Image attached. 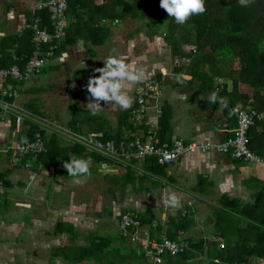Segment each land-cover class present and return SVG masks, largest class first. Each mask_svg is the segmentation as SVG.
<instances>
[{
  "label": "crops",
  "instance_id": "1",
  "mask_svg": "<svg viewBox=\"0 0 264 264\" xmlns=\"http://www.w3.org/2000/svg\"><path fill=\"white\" fill-rule=\"evenodd\" d=\"M39 1L41 0H0V51L3 38L11 35L16 41V47L11 49L13 58L21 54L26 55L23 50H20L19 54L17 41L22 38L21 49L25 47V51L28 52L31 45L28 46L25 39L30 33L27 23L31 21L33 6ZM89 10L87 7L81 10L80 8L71 10V19L68 13L66 39L58 48L57 54L52 57L59 69L57 72H53V76L48 82L43 78H37L39 103H42L39 107L45 114L42 116V120H48L46 123L42 122L46 130L65 135L67 139L64 143L67 145L75 144L71 139L77 138L78 134L98 133L102 136H113L112 139L115 140L128 136L129 126L124 127L120 134V125L127 117V113L129 119L130 110L136 101V87L141 82L131 89L130 94L134 102L129 109L111 108L110 104H105L102 101L101 105L105 110L97 115H92L91 110L87 107L86 113L80 112L82 118L80 117L76 121L87 120V117L88 121L84 122L81 127L77 126L76 131L72 124V119H75L73 116L64 124L58 123L57 118L59 116L62 118L63 115L60 114L61 112H55L66 106L65 101L62 100H66V97L63 95L68 94L67 100H74L73 93L77 91H80L79 101L80 105H83L81 108L87 106L89 94L86 85L89 77L99 75L94 72V69L102 67L103 60L109 55H116L125 56L130 61H137L151 73L149 78L163 74L162 95L158 101L150 103L149 113L145 119L146 125L155 121L158 104L162 105L163 114L167 108L165 114L168 125L165 126L167 130L163 131V135H161L163 114L158 120L161 141L172 143L175 138H183L187 141L218 142L225 140L233 133L236 128V120L229 121L221 108L212 107L209 97L213 92L202 90L201 80L190 82L191 75L177 74L173 55L169 57L168 63L163 62L160 65H155L153 57L156 52L159 55L156 50L161 47L163 49L161 53L164 51L167 53L168 48L171 47L168 39L163 37L165 31L162 35L154 32L151 27L150 31H146L148 25L144 22L142 24L140 21L141 25L130 28L127 20H134V18L129 16L115 20L104 17L103 20L107 18L108 24H102L99 20L97 23L92 20ZM91 21L94 22L91 23ZM141 34L151 38L142 42V40H138L140 38L138 36ZM154 34L161 36L160 41L154 42L152 38H155ZM134 39H137L138 43ZM104 47H107L109 51L101 56L100 52L104 51ZM154 47L155 51L153 52ZM149 49L151 52H146ZM46 67L38 72L37 76L45 73ZM76 73L81 76L79 77ZM35 77L23 84L22 93L18 99V103L28 112L30 111L26 96L29 95L24 92L30 86L35 87ZM181 95H186L188 100L181 99ZM56 97V103L51 107L47 101ZM51 111L55 120L50 119V122L55 123L56 126H52L49 119H46ZM71 124L73 127H70ZM86 126H88L87 133L79 131V128ZM60 127H65V130L61 131ZM15 128L12 127L11 120H0V177L5 181L7 187L5 198L0 202V264H154L150 258L145 261L138 253L136 246L120 235L118 211L123 205L121 198L125 194H127V203L124 204L132 205L146 217L151 219L165 217L166 221L161 223L163 228L169 225L172 219L177 221L175 216L181 218L193 215L195 222L181 230H186L187 234L191 230L190 236L197 233L211 238L214 232H209V229L214 230L215 228L212 225H205L206 216L212 213L214 218L215 212H210L209 208L217 210L222 207L225 211L238 216V211L234 212L232 209L224 207L223 204L236 200L240 204H247L252 200L256 186L264 183V174H258L256 170L249 169L248 163L229 154L213 150L185 154L173 164L160 165L163 169L155 166L153 171L147 169V165L153 163L152 159H148L144 164L139 163L135 167L110 164L105 170L107 172L105 174H117L120 180L107 179L110 181L108 190L111 191L115 185L117 188L113 187L116 188L115 194L107 193L108 196H111L108 203L111 214L103 216L98 212L100 209L94 210V204L88 203L90 194L85 193L79 198L76 190L79 184L75 183L74 178L68 175L60 178V175H57L52 167L44 163H36L37 157H30L15 164L11 159L10 149L17 142L12 136V131ZM87 151L91 152L88 149ZM73 154L69 153L72 158H74ZM104 159L108 161L106 158ZM104 159L101 162H105ZM88 160L91 161V167L97 164L92 158ZM101 162L98 163L97 170H99ZM62 164L64 163L62 162ZM127 168L147 178L136 179L133 182L125 179L124 172H127ZM55 176H58V179L53 182L52 178ZM80 178L83 179L81 184L89 181L86 177ZM51 186L54 189L49 194ZM54 192H57L56 196ZM171 192H175L181 197V207L178 209H172L164 204V200ZM91 195L93 199L95 194ZM132 201L136 203H130ZM13 205L17 207L13 209ZM201 205H206L204 211H201L202 215L199 212ZM60 223L63 224L59 225ZM112 223L117 226L119 231L115 234L106 233L105 229L111 227ZM101 228L103 231L100 232ZM163 232H165L164 229ZM90 238L92 241L96 239L100 242V245L93 246V250L90 243L86 242V239ZM85 247H88L90 255L78 260L81 249ZM168 259L169 257L166 256L165 260Z\"/></svg>",
  "mask_w": 264,
  "mask_h": 264
},
{
  "label": "trees",
  "instance_id": "2",
  "mask_svg": "<svg viewBox=\"0 0 264 264\" xmlns=\"http://www.w3.org/2000/svg\"><path fill=\"white\" fill-rule=\"evenodd\" d=\"M68 1V13L71 10L78 8L81 10L87 7L90 9L89 13L92 19L98 15L96 20L104 19V17L115 20L120 16H129L134 19L147 20L148 22L145 23L148 26L166 23L167 31L164 32V36L172 47L177 74L191 75L190 82L202 81V90L217 92L219 97L227 98L229 106L222 109V111L229 121L236 120L234 107L237 105H249L257 109L259 116L249 131L251 137L250 147L256 153L264 156V0H253L247 7H242L238 0H205L206 11L203 14L193 15L184 25L177 24L174 18L169 17L166 11L159 6V0ZM118 7L121 9L120 13L115 9ZM43 18V27L49 25L48 12L43 13ZM97 23L99 22L97 21ZM29 32V36H23L27 40L28 46L31 45L28 52L25 51V47L21 49L22 38L17 41L19 54L21 53L20 50L26 53V55L21 54L25 60L34 52L33 32L31 29H29ZM14 39L11 35L3 38L0 66H9L15 62L23 66L24 61L13 58L11 49L16 47ZM57 51L55 54H57ZM30 88L32 86L28 87V90L24 93H28ZM27 106L31 112H29L30 114L43 116L38 104L30 103ZM212 107L215 109L221 108L218 103L212 104ZM164 108H166L165 105ZM166 110L167 108L164 110V118L161 123V135H163V131L167 130L165 126L168 125ZM24 117L25 120L19 133V140L35 139L36 133L41 132L45 139L46 149L38 155L36 163H44L52 167L55 169L56 174L62 172L60 167L63 165L62 162L72 159V155H69L70 152L74 153V158H92L97 164L104 159V156L100 153L88 152L87 148L81 143L61 144V142H58L57 133L48 135V130L42 128L40 122L30 120L27 115ZM86 119L78 121L73 119L72 124L74 127H81L84 122L88 121V117ZM7 120H11L13 128L16 127L14 115H8ZM77 123L79 124L77 125ZM129 125L130 121L127 113V117L123 119L120 125V134H122V129ZM112 137L102 136L105 140L112 139ZM152 162L147 163V169L153 171L155 166L162 167L154 158H152ZM91 170L92 168H90ZM96 171V169L93 170V172ZM223 205L234 212L238 211L239 215L227 212L222 207L217 209L218 212L214 209V218L212 217L210 225L215 228L213 235H217L216 237L226 241V249L223 250L222 254L214 256L210 260L211 262L204 264H235L242 262L264 264V183L256 186L253 198L247 204H240L236 200ZM123 214L137 216L144 223H149L150 220L155 219L141 215L132 205H128L121 211L120 218ZM193 217V215L181 218L175 216L174 218L177 221L172 219V222L170 224L167 222L169 225L164 228L161 225L163 220L158 217L156 218L159 221L158 227L153 228V231L156 232L157 230L158 236L165 233L168 237L177 239L179 229L187 228L188 225L190 226L195 222ZM222 217L230 220V222H222ZM163 229L165 232H163ZM120 235L124 239L121 232ZM186 238L190 242V249L180 254L182 258L203 253L206 239L208 241L206 243L207 248L212 245L210 238L202 234L186 235ZM94 245H100V242L94 239L90 243L92 250ZM88 255H90L88 247L82 248L78 260L84 259ZM141 255L145 261L149 259L145 254ZM177 256L168 255V260L170 261ZM215 259L219 261H215Z\"/></svg>",
  "mask_w": 264,
  "mask_h": 264
},
{
  "label": "built area",
  "instance_id": "3",
  "mask_svg": "<svg viewBox=\"0 0 264 264\" xmlns=\"http://www.w3.org/2000/svg\"><path fill=\"white\" fill-rule=\"evenodd\" d=\"M68 7V0H41L37 2L31 10V21L27 23V28L33 32V54L27 60L22 55L15 56L14 59L24 61L23 66L17 62L9 66H0V120H7L8 115H14L16 118V128L12 131V136L17 142L10 148L11 159L15 164L21 163L29 157H37L46 149L45 139L41 132L36 133L35 139L19 140L24 116H30V113L18 103V99L21 96L23 84L47 66L49 59L54 57L66 39ZM44 12L49 13L50 21L49 25L43 27ZM162 79L163 74H158L137 85L136 101L130 111L129 134L126 138L105 140L101 134L89 133L78 134L77 138L71 139V141L81 143L89 151L103 155L108 161L104 159L105 162L100 163L101 170L108 169L110 164L135 167L152 158L161 165L173 164L185 154L210 150L229 154L246 163L255 162L264 166V156L256 153L250 147L249 131L255 124L259 113L256 108L249 105L234 107L236 128L223 141L207 140L200 142L196 140L187 141L183 138H175L172 143L161 141L158 120L163 114L162 105L156 106L155 121L146 125L145 119L149 113L150 103L158 101L162 95ZM42 118L39 117L41 124H43ZM50 123L52 126H56L55 123ZM6 192L5 181L0 177V202L5 198ZM164 218L161 217L163 222L166 221ZM158 223L156 218L149 223H144L137 216L123 214L119 219V228L122 236L136 246L138 253L145 254L154 264L163 263L168 255H180L190 249V242L186 238L185 231L179 229L177 239L170 238L165 233L158 236V233L153 231ZM215 261L219 260L215 259Z\"/></svg>",
  "mask_w": 264,
  "mask_h": 264
},
{
  "label": "rangeland",
  "instance_id": "4",
  "mask_svg": "<svg viewBox=\"0 0 264 264\" xmlns=\"http://www.w3.org/2000/svg\"><path fill=\"white\" fill-rule=\"evenodd\" d=\"M117 12H121V9L118 7V8H115ZM69 17L70 19L72 18V13L69 12ZM98 15H96V17L92 20H95L97 21L96 19ZM122 19H124L123 16H120ZM107 18H105V20L103 19H100L99 22L102 23V24H108V21H106ZM121 19V20H122ZM142 20V19H141ZM141 20H131V19H128L127 20V24L128 26L131 28V26L133 27H136L138 25H141V23L143 24V22H148L147 20L145 21L144 19L141 21ZM106 21V22H104ZM134 21V22H133ZM138 21V22H137ZM141 23H140V22ZM94 21H91V23H93ZM146 24V23H145ZM147 25V24H146ZM145 25V26H146ZM154 30V32L156 33H159L160 35H162V33L164 31H167V24L166 23H158L157 25H154V24H151L149 25V27L147 26V30L146 31H150L151 28ZM144 30V29H143ZM138 33V32H137ZM145 33V31H144ZM159 34H154L152 37L154 39V42H157V40H159V38L161 37ZM138 37H140L138 40H142V42H146L147 39H150L148 36H143V34L139 35ZM164 38H166L165 36H163ZM137 40V39H134V41ZM138 40L136 43H138ZM160 41V40H159ZM165 42V41H164ZM171 49V47H169ZM168 48L167 50V53L164 51L163 53L162 52V48L160 47L158 50V53L159 55L156 54L154 55V62H155V65H160L162 64L163 62L165 63H168L167 61H169V57L172 55L171 52H172V49L170 51V49ZM104 51H101L100 54L101 56H104L107 51H109V49L107 47H104L103 48ZM155 51V47L153 48V52ZM146 52H151V50H146ZM166 53V54H165ZM52 58V57H51ZM50 58V59H51ZM49 59V60H50ZM100 60V59H99ZM59 69V67L57 66L55 60L52 58L50 61H48V64H47V67H46V71L45 73H41L37 76L34 75L35 77V80H34V85L35 87L30 89L28 91V95L29 96H26L28 99V104H35V105H42V103H39V97H38V81H37V78H43L45 79L44 81L48 82L52 76H53V72H57V70ZM76 75H78L79 77L81 76L80 74L76 73ZM33 77V78H34ZM80 80V79H79ZM78 80V81H79ZM81 82V80L79 81ZM230 83V82H229ZM231 85V83H230ZM79 94V95H78ZM26 95V94H25ZM53 95V94H52ZM58 95V94H57ZM63 97H66V100L65 99H62L64 102V104L66 105L64 108L60 109V110H56L55 112L57 113H60L63 115L62 118H57V120L59 121L58 123H66L69 119H72V116L75 118V120L77 119H80V117L82 118V115L80 112L82 113H86V108L87 106H84V108L82 109L81 107H83V105L81 106L80 105V101H79V98H80V91H77V92H74L73 93V99L74 100H67L69 95L68 94H65L63 95ZM57 100V97L56 98H53L51 100H48V104L51 105V107L56 103L55 101ZM67 103V104H66ZM78 108V110H77ZM81 108V110H80ZM53 109V108H52ZM45 111V110H44ZM80 116H77L78 114ZM88 113V111H87ZM30 114V116H28L27 118H29L30 120H33L34 122H39V116L38 115H32ZM41 115H45L44 113H42ZM50 117V118H49ZM46 119H54L55 118L53 117V112L51 111L49 114H48V117ZM73 120V119H72ZM42 122V120H41ZM43 122H48L47 121H43ZM91 125V124H90ZM89 125V126H90ZM66 127V126H65ZM61 128L60 127V130L63 131L65 130L64 128ZM70 127H73V125L71 124ZM67 129V128H66ZM76 127H74V130L76 131ZM87 129H88V126L86 127H82V128H79V131H84L87 133ZM55 131H49L47 134H52L54 133ZM57 139H58V142H61L64 143L67 139V137L65 135H62L60 133H57ZM69 140V139H68ZM66 143V142H65ZM64 143V144H65ZM80 159H85L83 157H81ZM247 165H249V169H254L258 172V174H264V166H262L261 164L259 163H248ZM62 168V172H60L59 174L57 175H60L59 177L62 178L63 176H66L68 175L67 174V170L63 167V166H60ZM92 170L90 171V175L87 176L86 178L89 179V181H86L84 184H79V186L76 188L77 190V193H78V196L79 198L81 196H84L85 193L86 194H90V198H89V201L88 203H93L94 206H93V209H100L99 214L103 215V216H107L109 213H110V210L111 208L109 207L108 203L110 202V197L111 196H108L107 193H110V194H115L116 192V188H117V185L113 186V187H116V188H111V191L108 190V186H109V183L110 181L108 180H111V181H118L120 179H118V175L117 174H105L107 173L105 170H101V168L99 167V170H97L98 168V164H95L94 166L92 165ZM162 168V167H160ZM96 169L97 171L96 172H93V170ZM163 169V168H162ZM104 171V172H103ZM99 172V173H98ZM128 174H132V175H128ZM102 175H104L102 177ZM124 175H125V179H129V180H139V179H145L147 178L146 176H143V175H139L137 173H134V170L130 169V168H127V172H124ZM89 177V178H88ZM58 179V176H55L52 178L53 182H55L56 180ZM81 180H83L82 178H80ZM108 179V180H107ZM118 179V180H117ZM113 184V183H112ZM156 184V183H155ZM114 185V184H113ZM88 186V187H87ZM54 189L53 186H51L50 190L48 191L49 194L52 193V190ZM85 190V191H83ZM87 190V191H86ZM84 192V193H83ZM82 193V194H81ZM91 194H95L93 199H92V195ZM54 195L56 196L57 195V192H54ZM77 195V194H76ZM118 195V193H117ZM132 204L136 203L135 201H132L130 202ZM205 206L206 205H201L199 206V212H201L202 210L204 211L205 209ZM17 206L13 205L12 208H16ZM209 211L210 212H215L214 209H212V207L209 208ZM141 215H143L144 213H140ZM202 215V212L200 213ZM220 214V213H219ZM217 216V215H216ZM212 213H209L207 216H206V223L205 225L207 226H211L210 224L212 223ZM223 218V217H222ZM222 222H225V223H229L230 220L226 219V218H223L222 219ZM114 223V222H113ZM111 224L112 226L109 227L108 229H105L106 230V233H112V234H115L116 232H118L119 230L117 229V226L115 224ZM63 223H60L59 225H62ZM59 225H58V228H59ZM103 231V229L101 228L100 229V232ZM214 230L212 228L209 229V232H213ZM191 234V230H189L188 234L187 232H185V235H190ZM212 235V234H211ZM213 237H208L210 238V240L212 241V245L206 246V243L208 242L207 239L205 240V243H204V250H203V253H199V254H196V255H191L189 257H186V258H182L181 255H175L177 256L176 258L174 259H171L170 261L169 260H165L163 263L161 264H204V263H209L211 262L210 260L212 258H214V256H218L220 254H222L224 251L225 246H226V241L222 238H219V237H216L217 235H212ZM41 237V236H40ZM87 237V236H85ZM92 241V238L90 239H86V242L88 243H91ZM64 250V248L62 249V251ZM67 250V249H66ZM74 250V249H73ZM76 253V251H74ZM150 261L152 262V260L150 259ZM20 263V262H19ZM21 264V263H20Z\"/></svg>",
  "mask_w": 264,
  "mask_h": 264
},
{
  "label": "clouds",
  "instance_id": "5",
  "mask_svg": "<svg viewBox=\"0 0 264 264\" xmlns=\"http://www.w3.org/2000/svg\"><path fill=\"white\" fill-rule=\"evenodd\" d=\"M238 2L242 7H247L253 0H238ZM159 6L179 25H184L193 15L203 14L206 11L205 0H159ZM126 60L128 58L125 56L109 55L103 60L102 67L94 69L99 75L89 77L86 85L89 100L86 105L92 115L105 110L101 105L102 101L110 104L111 108L129 109L134 102L130 94L131 89L150 77L151 73L137 61L126 62ZM181 99L188 100V97L181 95ZM209 103H218L221 109L229 106L227 98L219 97L217 92L211 94ZM63 167L67 170L68 176L74 178L75 183L81 184L83 181L80 177L90 175L91 161L72 158L64 162ZM164 204L172 209H178L181 207V197L171 192L164 200Z\"/></svg>",
  "mask_w": 264,
  "mask_h": 264
},
{
  "label": "flooded vegetation",
  "instance_id": "6",
  "mask_svg": "<svg viewBox=\"0 0 264 264\" xmlns=\"http://www.w3.org/2000/svg\"><path fill=\"white\" fill-rule=\"evenodd\" d=\"M127 194H125L122 198H121V201L123 202V205L120 206V211H118V215L121 214V211H123L128 205L130 204H124V203H127V198H126ZM120 200V199H119ZM123 208V209H122Z\"/></svg>",
  "mask_w": 264,
  "mask_h": 264
}]
</instances>
